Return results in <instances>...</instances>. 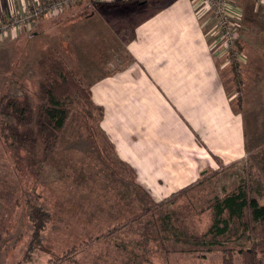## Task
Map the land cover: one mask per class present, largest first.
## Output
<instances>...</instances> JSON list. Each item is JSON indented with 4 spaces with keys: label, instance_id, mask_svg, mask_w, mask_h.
<instances>
[{
    "label": "rangeland",
    "instance_id": "obj_1",
    "mask_svg": "<svg viewBox=\"0 0 264 264\" xmlns=\"http://www.w3.org/2000/svg\"><path fill=\"white\" fill-rule=\"evenodd\" d=\"M228 1L238 9L245 3ZM78 13L41 17L39 30L31 27L0 42V264H222V249L248 248L257 238L249 230L239 239L213 238L207 230L214 200L239 186L264 204V60L256 59L257 46L263 47L255 42L258 36L242 46L240 16L226 19L234 37H223L222 17L208 12L205 31L220 37L218 50L228 64L221 79L233 110L246 120L248 152L242 162L218 165L172 197L160 184L147 188L143 171L140 179L128 164L132 176L123 169L95 110L92 119L75 111L63 129L52 128L45 114L49 55H59L90 87L105 78L114 81L131 62L125 23L109 28L91 9ZM230 43L239 54L231 53ZM14 103L24 109L22 117ZM30 205L51 216L38 239L27 218ZM234 264H240L237 258Z\"/></svg>",
    "mask_w": 264,
    "mask_h": 264
},
{
    "label": "crops",
    "instance_id": "obj_2",
    "mask_svg": "<svg viewBox=\"0 0 264 264\" xmlns=\"http://www.w3.org/2000/svg\"><path fill=\"white\" fill-rule=\"evenodd\" d=\"M30 1L0 0V21ZM86 1L64 15L80 16L91 9L106 27L113 22L128 26L121 29L128 37L124 48L129 66L114 81L105 78L90 89L104 112L100 128L121 161L140 179L145 173L150 182L146 187L160 184L173 195L218 165L242 162L248 152L246 120L233 110L221 79L228 64L218 50L220 37L205 31L210 15L202 1ZM241 1L244 35L239 40L245 47L258 36L255 42L263 47L257 46L256 59L264 60L260 7ZM43 19L34 20L30 28L39 30Z\"/></svg>",
    "mask_w": 264,
    "mask_h": 264
},
{
    "label": "trees",
    "instance_id": "obj_3",
    "mask_svg": "<svg viewBox=\"0 0 264 264\" xmlns=\"http://www.w3.org/2000/svg\"><path fill=\"white\" fill-rule=\"evenodd\" d=\"M135 1L147 3L151 0ZM44 85L46 89L45 114L55 131L63 129L75 111L81 112L87 119H92L95 110L99 116L98 124L100 123L103 109L93 102L91 87L85 86L82 79L69 69L59 55H49L45 61ZM12 105L15 113L22 117L24 109L16 103ZM107 145L114 149L108 140ZM119 164L132 176L126 163L121 161ZM129 181L136 184L134 179ZM189 188L190 186L178 193H183ZM28 193L29 191L22 190V194ZM248 193L246 188L239 186L237 190L214 200L212 209L214 219L207 230L209 235L213 238L234 236L235 239H239L249 230L257 237L248 248H241L237 251L230 248L222 249V264H234L236 258L240 264H264V204L260 205ZM177 194H173L172 197ZM162 203H158L157 206ZM149 211L150 208L145 214ZM27 218L32 225L35 239L39 238V234L51 221L49 212L36 205L29 206ZM127 223L114 230L126 228Z\"/></svg>",
    "mask_w": 264,
    "mask_h": 264
},
{
    "label": "built area",
    "instance_id": "obj_4",
    "mask_svg": "<svg viewBox=\"0 0 264 264\" xmlns=\"http://www.w3.org/2000/svg\"><path fill=\"white\" fill-rule=\"evenodd\" d=\"M84 0H31L26 8L13 11L5 21H0V42L6 38L14 37L17 33L30 30V25L36 19L41 17L53 19L54 17L64 13L70 7L77 5ZM256 3L264 17V0H250ZM204 7L208 11H215L222 19L220 20V27L223 34L228 38L234 37L231 29V24L227 20H239L240 10L232 5L228 0H205ZM234 41V39H233ZM231 48V43H230ZM231 53L236 54L235 49L231 48Z\"/></svg>",
    "mask_w": 264,
    "mask_h": 264
}]
</instances>
